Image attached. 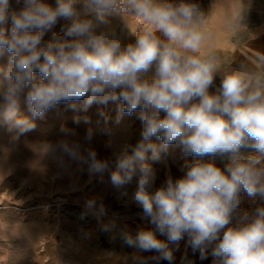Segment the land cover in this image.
Wrapping results in <instances>:
<instances>
[{
  "label": "clouds",
  "instance_id": "obj_1",
  "mask_svg": "<svg viewBox=\"0 0 264 264\" xmlns=\"http://www.w3.org/2000/svg\"><path fill=\"white\" fill-rule=\"evenodd\" d=\"M214 6L206 14L195 0H0V115L18 141L62 103L76 110L82 101L83 111L112 103L121 116L138 114L140 138L115 152L114 162L98 157L92 127L83 136L62 128L61 139L39 146L42 159L86 165L90 175L110 171L125 206L141 209L155 228L125 233L130 246L171 264L169 245L187 236L201 259L211 249L214 264H264V53L236 67L226 62L211 26ZM242 13L241 0L224 5L230 42ZM130 18L141 22L135 33ZM21 105L29 116L19 114ZM99 116L107 123L105 112ZM175 148L196 159L157 187L148 161ZM216 158L227 160L223 168ZM242 194L255 207L233 224Z\"/></svg>",
  "mask_w": 264,
  "mask_h": 264
},
{
  "label": "rangeland",
  "instance_id": "obj_2",
  "mask_svg": "<svg viewBox=\"0 0 264 264\" xmlns=\"http://www.w3.org/2000/svg\"><path fill=\"white\" fill-rule=\"evenodd\" d=\"M195 2L206 14L215 5V0ZM253 6L254 12H264V0H254ZM109 19L119 24L118 18ZM128 25L135 33L141 22L130 18ZM4 63L6 57H0V64ZM82 103L78 102L76 110L60 104L43 120L37 119L35 129L18 141L12 140L8 123L0 115V202L7 206L0 219V264H94L99 257H86L88 234L100 236L103 220L109 217H142L140 211L120 210L124 200L111 186L110 171L90 175L86 165L60 168L42 159L45 149L39 146L61 139L62 128L75 129L83 136L92 127V146L98 157L114 162L119 143L128 136L120 134L121 128L135 126V113L121 116L112 103H94L83 111ZM101 111L107 114V123L99 116ZM19 114L30 115L24 105ZM86 116L90 124L84 122ZM109 141L112 146L106 147ZM90 200H95L91 209L87 206Z\"/></svg>",
  "mask_w": 264,
  "mask_h": 264
},
{
  "label": "crops",
  "instance_id": "obj_3",
  "mask_svg": "<svg viewBox=\"0 0 264 264\" xmlns=\"http://www.w3.org/2000/svg\"><path fill=\"white\" fill-rule=\"evenodd\" d=\"M252 1V3H251ZM234 3V0H215V9L212 15L211 26L216 28L218 33V41L216 47L221 49V56L224 60L229 61L232 67H236L239 63L245 62L250 55L255 53H264V12H254V0H241L243 5L242 29L229 40V34L223 30V14L224 5ZM45 41L49 39L48 34L44 37ZM220 75L217 74L215 83L210 91H215L220 84ZM163 115V113L161 114ZM135 126L121 128L120 134L128 135L126 141L119 143L122 147L125 143L135 144L140 138L142 123L135 114ZM159 143V141H156ZM191 156L184 157L179 148L170 149L167 154L162 153L158 161L149 159V163L157 172L156 186L159 187L166 179L167 175L173 178H179L183 175L184 166L194 161ZM207 160V157L203 158ZM227 162H219L218 166L223 168ZM134 188L133 185L128 186L129 193ZM244 202H250L246 196H243ZM255 207V205H254ZM254 209V208H253ZM120 210L125 213L141 212L142 210L134 205L125 206L124 202H120ZM142 218V217H141ZM136 217L126 218H106L103 220V229L100 236L94 233L88 234L87 254L86 257H99L93 260L94 264H170L169 261L158 258V254L153 251H144L138 246H130L125 241V233L135 236L136 233L144 229H152L155 231L148 219ZM158 239L166 240L159 232H156ZM173 249L174 259L171 264H214L211 256V249L206 259H201L199 252H193L188 244V238L185 236L178 245H169Z\"/></svg>",
  "mask_w": 264,
  "mask_h": 264
},
{
  "label": "built area",
  "instance_id": "obj_4",
  "mask_svg": "<svg viewBox=\"0 0 264 264\" xmlns=\"http://www.w3.org/2000/svg\"><path fill=\"white\" fill-rule=\"evenodd\" d=\"M62 23V22H61ZM60 30V25L58 24L56 26V29L55 31H59ZM49 38L51 36V33H47ZM210 159L209 157H207V160ZM216 163H219V162H227L226 159H221V158H216L215 160ZM7 208V206L3 203V202H0V219H1V214L2 212ZM254 208V204L250 201V202H244L243 200V194H242V200H241V205L239 207V209L237 210V217L233 220V224H235L237 222V219L239 218V214L242 213L243 211H252Z\"/></svg>",
  "mask_w": 264,
  "mask_h": 264
},
{
  "label": "bare ground",
  "instance_id": "obj_5",
  "mask_svg": "<svg viewBox=\"0 0 264 264\" xmlns=\"http://www.w3.org/2000/svg\"><path fill=\"white\" fill-rule=\"evenodd\" d=\"M82 216V213H79Z\"/></svg>",
  "mask_w": 264,
  "mask_h": 264
}]
</instances>
